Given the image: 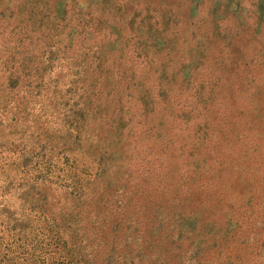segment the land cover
<instances>
[{
	"label": "rangeland",
	"instance_id": "1",
	"mask_svg": "<svg viewBox=\"0 0 264 264\" xmlns=\"http://www.w3.org/2000/svg\"><path fill=\"white\" fill-rule=\"evenodd\" d=\"M261 221L264 0H0V264H245Z\"/></svg>",
	"mask_w": 264,
	"mask_h": 264
},
{
	"label": "crops",
	"instance_id": "2",
	"mask_svg": "<svg viewBox=\"0 0 264 264\" xmlns=\"http://www.w3.org/2000/svg\"><path fill=\"white\" fill-rule=\"evenodd\" d=\"M255 230L261 231V233L259 234L258 238L253 239L252 237ZM207 232L216 233V229ZM223 233H224L223 230H220L218 232L219 236H222ZM231 235H232L231 233H228V234H224L223 237L226 239L228 238L229 240ZM246 235L249 239L251 238V240H248V242L246 243V248H247L246 250L248 251L249 256L248 257L246 256L245 261L241 259L240 260L241 263L245 262V264H264V221L253 223L252 225L248 223L246 228ZM186 236H189V234L187 233ZM211 247L213 248L216 247V244L214 243L213 245H211Z\"/></svg>",
	"mask_w": 264,
	"mask_h": 264
},
{
	"label": "trees",
	"instance_id": "3",
	"mask_svg": "<svg viewBox=\"0 0 264 264\" xmlns=\"http://www.w3.org/2000/svg\"><path fill=\"white\" fill-rule=\"evenodd\" d=\"M5 249H8V245H7V244H3L2 246H0V251H2L3 254H6V253H4V250H5ZM6 251H7V250H6ZM21 251H23V253L26 254V261H27V262H30L31 259H29V256H27L28 253H26V252H27V249L24 247L23 250H21Z\"/></svg>",
	"mask_w": 264,
	"mask_h": 264
}]
</instances>
